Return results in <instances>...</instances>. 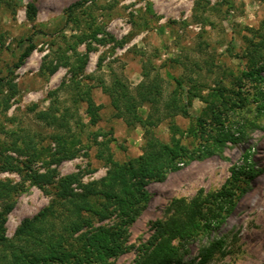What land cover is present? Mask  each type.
I'll return each mask as SVG.
<instances>
[{"label":"rangeland","instance_id":"1","mask_svg":"<svg viewBox=\"0 0 264 264\" xmlns=\"http://www.w3.org/2000/svg\"><path fill=\"white\" fill-rule=\"evenodd\" d=\"M76 1L0 0V79L6 80L0 86V150L27 164L28 151H11V141L21 143L25 136L37 148H48L42 159H31L32 174L49 167L56 176L77 174L82 183L99 180L110 161L141 154L146 132L165 142L175 135L187 149H198L203 138L191 129L194 117L213 99L212 90L238 83L250 87L239 79L252 68L247 56L252 46L264 44V0H82L68 15V6ZM28 37L34 49L13 68ZM175 79L189 93L190 117L173 108L172 101L181 98ZM84 91L96 111L94 124L86 113L87 101L81 100ZM127 103L133 105L132 114ZM51 105L58 114L67 109V136L80 139L76 156L59 162L50 161L56 146L49 136L57 130L39 116ZM150 112L153 120L144 123ZM225 117L230 131L244 122L245 139L235 144L209 140L214 154L168 174L163 182H150V200L129 227V250L111 264H133L141 245L153 238V223L168 217L171 200L220 188L231 165L241 163L244 155L256 174L222 228L189 242L185 263L200 246L225 235L223 252L207 264H264V119L247 107L229 110ZM0 181L21 185L7 203L0 200V212L6 211L4 234L12 238L51 195L14 171L0 170Z\"/></svg>","mask_w":264,"mask_h":264},{"label":"trees","instance_id":"2","mask_svg":"<svg viewBox=\"0 0 264 264\" xmlns=\"http://www.w3.org/2000/svg\"><path fill=\"white\" fill-rule=\"evenodd\" d=\"M82 4V0L70 4L68 15ZM151 7V2H148L146 8L151 11ZM32 12H35L34 7L30 6V18ZM27 41L13 68L21 65L34 49L32 37H28ZM252 47L247 54L253 62L252 68L243 70L239 79L247 80L250 87L238 83L234 88L213 89V99L207 101L200 115L194 117L195 124L191 130L194 135L203 138L198 149H187L175 135L165 142L146 132L139 156L123 162L110 161L106 175L88 183H82L73 173L56 176L49 167L45 172L32 174L31 159H42L49 149L37 148L25 136L21 143L14 139L7 148L19 155L28 151L30 159L27 164L0 150V170L22 174L23 179L32 180L51 195L44 208L21 222L12 238L4 234L2 222L6 211L0 212V264H111L113 259L127 252L129 227L150 200L146 189L150 182H163L168 174L179 171L194 160L214 154L215 149L207 144L209 140L235 144L245 139L244 122L239 123L234 131L225 126L227 111L247 107L254 110L259 119H264V44ZM175 81L181 90V98L176 95L177 98L172 101L175 113L190 117L186 107L189 93L181 81ZM4 84L6 80L1 78L0 86ZM81 100L87 101L86 113L90 115V122L96 123V111L88 91ZM131 105L127 103L129 114H132ZM58 110L51 105L48 110L39 113L47 126L57 130L49 136L56 146L50 159L53 162L76 156L78 150L75 146L80 142L77 135L67 136V109L59 114ZM154 116L150 112L144 123L153 120ZM253 126H256L255 123ZM256 172L249 155H244L241 163L231 165L229 176L220 188L208 192L199 189L189 200H171L166 207L168 217L153 223V238L141 245L133 264H207L213 255L223 252L225 235L200 246L197 256L185 263L189 254L187 245L199 234H210L222 228ZM19 187L18 183L0 181V200L7 203L11 196L18 194Z\"/></svg>","mask_w":264,"mask_h":264}]
</instances>
